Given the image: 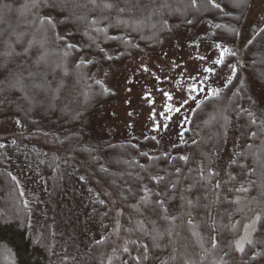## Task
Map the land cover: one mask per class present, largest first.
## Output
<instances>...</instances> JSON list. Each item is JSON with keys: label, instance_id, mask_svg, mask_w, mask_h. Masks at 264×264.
Listing matches in <instances>:
<instances>
[{"label": "trees", "instance_id": "1", "mask_svg": "<svg viewBox=\"0 0 264 264\" xmlns=\"http://www.w3.org/2000/svg\"><path fill=\"white\" fill-rule=\"evenodd\" d=\"M225 2L0 0V118L29 128L0 135V218L18 210V219L0 220V248L12 264L70 262L51 215H35L27 183L15 176L21 143L40 148L43 176L62 162L103 219L86 264H264V112L244 91L240 69L191 109L183 156L154 154L152 138L92 148L57 133L111 95L94 74L98 63L156 50L172 23L206 20L212 39L230 48L244 7ZM241 64L264 87V24L243 47Z\"/></svg>", "mask_w": 264, "mask_h": 264}, {"label": "rangeland", "instance_id": "2", "mask_svg": "<svg viewBox=\"0 0 264 264\" xmlns=\"http://www.w3.org/2000/svg\"><path fill=\"white\" fill-rule=\"evenodd\" d=\"M225 4L244 7L236 40L230 48L212 39L206 20L191 27L172 23L156 50L139 53L123 62L98 63L94 74L104 81L111 95L82 121L57 131L58 136L75 134L79 146L92 148L152 138L156 144L154 154L178 152L183 156L190 141L185 131L191 109L229 82L238 69L242 71L244 91L264 112V87L256 84L241 64L243 47L264 24V0H244L243 4L240 0H226ZM169 7L160 5L156 9ZM28 130L15 117L0 118L2 136ZM205 139H210L207 134ZM230 147L228 140L226 150ZM20 149L23 163L16 164L18 173L14 170L13 173L20 182L27 183L35 215L44 210L51 215L54 237L58 247L69 253V264H86L89 246L102 235L103 219L93 214L89 202L78 190L74 175L64 171L62 162L57 172L43 176L40 148L26 150L21 143L14 153ZM11 210H6L0 220L18 219V210ZM179 236L177 233L176 237ZM0 252L2 263L12 264L10 252L3 247ZM177 253L176 259H183Z\"/></svg>", "mask_w": 264, "mask_h": 264}]
</instances>
